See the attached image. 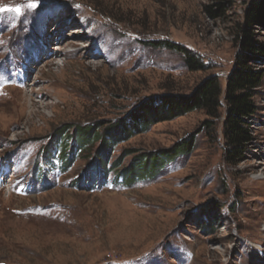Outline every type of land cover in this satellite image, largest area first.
<instances>
[{
    "label": "rangeland",
    "instance_id": "rangeland-1",
    "mask_svg": "<svg viewBox=\"0 0 264 264\" xmlns=\"http://www.w3.org/2000/svg\"><path fill=\"white\" fill-rule=\"evenodd\" d=\"M252 1L0 0V264H264V53L248 64L262 75L251 140L232 160L224 138L227 78ZM252 33L264 48V27ZM163 41L205 69L190 71ZM212 76L223 87L214 116L154 124L108 151L106 169L99 141L75 147L77 129L101 135L145 100L190 94ZM30 93L48 106L21 111ZM181 141L191 151L155 175L120 178Z\"/></svg>",
    "mask_w": 264,
    "mask_h": 264
},
{
    "label": "trees",
    "instance_id": "trees-1",
    "mask_svg": "<svg viewBox=\"0 0 264 264\" xmlns=\"http://www.w3.org/2000/svg\"><path fill=\"white\" fill-rule=\"evenodd\" d=\"M212 16H216L221 9L214 11L208 9ZM254 27H264V0H253L245 15V28L243 29V53L238 56L237 64L231 75L227 78L225 102L227 105V118L225 121L224 138L230 150V159L236 160L241 156L243 146L251 140V131L248 120L257 113L253 101L254 91L262 81L259 71L249 67V63L264 53V48L256 43L252 33ZM155 45L177 51L185 57V62L190 71H203L205 69L203 60L188 48L168 41L157 42ZM223 87L216 76L204 80L190 94H165L159 97L147 99L142 102L126 118L112 122L104 133L99 135V126L77 129L75 147L77 149L87 148L95 142L101 143L96 160L99 167L106 169L107 156L116 144L127 141L136 134L147 131L152 125L165 121H173L195 111H205L214 116L222 108ZM58 143L63 145L60 150L62 163L69 166V142L68 130L61 129L58 132ZM192 142L181 141L172 149L161 152L144 154L136 158L135 162L127 169L122 170L120 178L127 182L144 179L159 172L166 162L178 156L189 153ZM72 153V152H71ZM72 157V156H71ZM111 168L116 169L117 166ZM96 169V167H95ZM208 218H212V212H207ZM210 224L207 228H210Z\"/></svg>",
    "mask_w": 264,
    "mask_h": 264
},
{
    "label": "bare ground",
    "instance_id": "bare-ground-1",
    "mask_svg": "<svg viewBox=\"0 0 264 264\" xmlns=\"http://www.w3.org/2000/svg\"><path fill=\"white\" fill-rule=\"evenodd\" d=\"M49 43H50V42H49ZM47 51H49V50H48V47H47ZM48 53H49V52H48ZM48 63H51V61L48 62ZM33 94H34V93H30V95H25L23 106H20V105H19L21 111H22V109H25V110H26V109H29V110H30L29 112L33 113V112H35V111H33L35 108L41 110L42 108H46V107L48 106V105L41 104V103H35V102L33 101V99L31 98V97L33 96ZM21 105H22V104H21ZM16 107H17V106H16ZM17 114H18V113H17ZM11 127H12V125L9 126L8 128L11 129ZM14 127H15V126H14ZM12 128H13V127H12Z\"/></svg>",
    "mask_w": 264,
    "mask_h": 264
},
{
    "label": "snow or ice",
    "instance_id": "snow-or-ice-1",
    "mask_svg": "<svg viewBox=\"0 0 264 264\" xmlns=\"http://www.w3.org/2000/svg\"><path fill=\"white\" fill-rule=\"evenodd\" d=\"M39 3V0H31V4L29 5L30 7H35ZM15 11L19 12L20 10L17 8Z\"/></svg>",
    "mask_w": 264,
    "mask_h": 264
}]
</instances>
